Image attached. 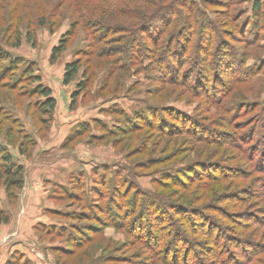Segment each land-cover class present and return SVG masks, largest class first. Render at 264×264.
<instances>
[{
	"label": "rangeland",
	"instance_id": "1",
	"mask_svg": "<svg viewBox=\"0 0 264 264\" xmlns=\"http://www.w3.org/2000/svg\"><path fill=\"white\" fill-rule=\"evenodd\" d=\"M142 1H108V8L114 13V19L109 24L113 21L116 26L124 23L122 26L128 31L137 32L139 20L127 19L120 11L126 14L127 8L136 7ZM174 1L164 0L163 3L172 4ZM186 1L191 2L193 8L197 6L202 20L209 23L206 24V30L201 31L202 38H194L188 44L190 47L185 52L184 69L199 70V64V67L204 66L206 73L213 74V67L218 68L220 83L214 85L215 92L226 93L219 94L218 103L214 102L215 99L207 101L203 95L192 94L188 88L190 85L179 87L170 84L171 86L162 87L157 64L153 63V59L135 57L137 52L144 53V46H138L136 42L137 47L132 48L134 43L126 40L127 35L121 41L113 43L109 40L121 35L109 36L100 46L114 49L112 53H116L118 48L126 50L129 53L128 59H122L117 53L103 58L89 56L90 41L96 34L93 23L102 25L98 14H86L81 9L86 11L91 3H95L94 0L91 3L83 1L84 4L80 6L70 0H17L18 3H11L12 9L19 4L20 14L28 15L20 20L21 45L14 48L2 41L1 35L0 45L4 52L21 59L20 71L29 67L33 76H38L39 80L30 83L24 81L19 85L26 95L19 98L17 104L0 105V120H4L0 131V146L24 170V185L17 192L14 205L8 204L0 183V209L9 214V222L13 220L11 226L5 228L7 231L0 233V264H128L121 261L128 256L132 258L131 264H139L149 253H145L123 230L113 225H103L101 220L105 217L97 213L95 207L104 204L107 196L113 195L112 191L117 188L115 184L125 186L123 189L129 187L128 195L121 193L120 197H115H123L122 200H131L133 192H139L156 195L163 202H177L187 208L190 205L200 206L204 200L197 203L198 197L191 199L187 197L189 193H185L184 200L178 199L181 193L175 191L178 187L172 184L169 188H162L158 183L164 180L166 174H174L196 162L203 164L205 161H212L227 168H239L242 177L234 182L258 193L256 199L247 203L249 206L239 204L237 206L240 209H237L230 200L221 203L215 201V205L220 206L218 208L231 212L253 210L254 213L256 208H260L258 210L263 213L259 211L258 214H264V189L260 190L262 195L257 190L258 185L264 183V175L253 170L246 151L239 150L234 144H239L237 138L248 128H253L249 136L256 137L260 123L264 124V0ZM177 7L175 5L174 8ZM178 8L179 12L175 13L173 20L183 21L189 10L181 9L180 6ZM164 15L162 13L163 17ZM19 16L15 14L16 18ZM41 16L47 22L43 26L38 25ZM72 25L75 27L67 39L65 50L51 63L52 49L59 45ZM91 25L94 27L90 28ZM161 25L162 21H156L152 25V31L159 30ZM197 28L193 26L195 32ZM28 31L30 40L26 38ZM166 38L167 34L162 40ZM144 42L149 43V40ZM197 45L201 46L199 51ZM148 48L153 47L150 45ZM74 61L79 62L80 69L73 80L64 85L65 66ZM227 62L239 69L235 75L240 78L239 81H234V78L225 74L224 71L228 69ZM168 64L164 60L162 65L167 74L170 66ZM190 75L195 76L193 72ZM80 83L86 85L83 91L78 89ZM38 87L50 89L51 97L55 100L54 109L43 107L41 104L44 98L32 93ZM73 94H77L74 100ZM233 105H238L235 111H240L242 116L227 123V110L232 109ZM146 109L156 110L158 115L160 109L187 115L200 120L201 124L211 129L225 133V136L229 135V140L234 139L235 142H225L227 146H221L219 154L212 157L208 154L214 152L216 147H204L188 136H185V148L180 153H172V142L165 137H159L156 129L147 133L146 129L141 132H122L126 129L127 118L143 113ZM160 116L163 117V114ZM9 127L15 137L14 147L10 139L4 136V131ZM144 133L147 137V149L151 153L140 151L139 147L143 142L137 137ZM24 136H27L26 142L29 146L28 157L17 150L19 138ZM165 145H168V151L162 153ZM154 160L166 161L156 165ZM101 173L105 176H100ZM104 182L105 185L99 186ZM95 186H99L102 192L98 201L91 193ZM69 194H74L73 198ZM141 199L144 197L141 196ZM204 205L205 208H210L212 204L205 201ZM31 211L34 212L33 216ZM214 211L215 214H208L219 222L218 215L222 212ZM112 213L117 214V211ZM96 214L99 216L98 220L93 222L90 218ZM175 224L179 226L180 221ZM88 227L98 231L93 235V245L100 249L92 254V258H67L62 251L74 248L71 233L74 234V231H78L75 228H79L85 235L82 237L79 234L78 238H86L92 232ZM233 229L234 232L237 231L236 227ZM114 259L117 261L109 262ZM150 260L152 259H148ZM203 262L206 263V258Z\"/></svg>",
	"mask_w": 264,
	"mask_h": 264
},
{
	"label": "trees",
	"instance_id": "2",
	"mask_svg": "<svg viewBox=\"0 0 264 264\" xmlns=\"http://www.w3.org/2000/svg\"><path fill=\"white\" fill-rule=\"evenodd\" d=\"M70 1L80 6L84 4L83 1L91 3L90 1L92 0ZM108 1L111 0H94L95 3H91V7L86 11L81 9L86 14L89 12L98 14L99 21L102 25L99 26V23H93L96 26V34L92 36L90 41L91 51L89 56L94 55L96 58H103L117 53L122 59H128L129 53L126 50L122 51L121 48H118L116 53H112L115 51L114 49L100 46L109 36L121 35L112 38L116 41L109 40V42L113 43V41H121L127 35L126 40L134 43L132 48L135 49L137 47L135 45L136 42L138 46H144L142 48L144 53L137 52L138 55L135 57H142L147 60L153 59V63L157 64L159 77L162 80V87L173 84L179 87H188L190 85L188 88L192 94L203 95L207 101L215 99V103H218L219 94H226L224 92L220 93V91L219 93L215 92L216 87L214 85L220 83L217 65V69H215V66L213 67V74L206 73L205 71L207 70H205L204 66L199 67V64H197L199 70H195L194 68L184 69L185 52L190 47L188 44L194 38L200 40L203 36L201 31L204 32L206 30V24L209 23L207 20H202L203 17L199 14L197 6L193 8L192 3L186 0H175L172 4H165L163 3L164 0H143L138 6L130 8L127 5L129 3L126 2L125 4L129 7H126L128 12L125 14L121 10L120 14L127 19L139 20L137 23L139 29L137 32L131 33L127 28H124L125 26H122L124 23L116 26V23L113 21L109 24V21L114 19V13L108 8ZM11 3L18 2L17 0H0V11H3L0 14V35L2 41L17 48L21 45V35L19 32L20 20L28 15L20 14L21 12L18 10L20 7L19 4H17L16 8L12 9L10 7ZM175 5L180 6L181 9L189 10L185 20H173L175 13L179 12L178 7L177 9L174 8ZM256 9L257 7L255 6ZM117 13L119 15V11ZM162 13H165L164 17ZM15 14H19V18H16ZM40 19L38 20V25L43 26L47 24L44 16H41ZM156 21H162L161 28L152 31V25ZM193 26L198 27L196 32L193 30ZM74 27L72 25L63 39L60 40L59 45L52 49L50 55L51 63H54L65 50L67 39L70 33L73 32ZM92 27L94 26L91 25L90 28ZM138 33L141 35H138ZM166 34L168 39L166 38L163 41V36ZM26 38L30 40L29 31L27 32ZM146 40H149V43L144 42ZM207 40L211 41L210 39ZM150 45L153 48H148ZM197 46L199 51L201 46ZM124 48L127 47L125 46ZM164 60H167L168 65H170L168 74L162 66ZM21 63V59L7 54L0 45V105L1 103L17 104V100L26 95V92H22L19 85L24 83V81L30 83L39 80L38 76H33L32 69L29 67L20 71ZM226 64H228V69L224 71L225 74L228 77L234 78V81H239L240 78L235 76L239 69L237 68V70L232 63L227 62ZM79 69L80 64L78 61L68 63L65 66L63 84L68 85L78 73ZM84 71L85 74L86 70ZM192 72L195 75L194 77L190 75ZM85 87L86 85L83 83L78 84L79 91H83ZM32 93H36L44 98V102L41 104L43 107L47 106L49 110L54 109L55 100L51 97L49 88L38 87ZM76 97L77 94H73V100ZM237 106L233 105L232 109L228 108L229 118H226L227 123H231V120L242 116L240 111H235ZM1 110L2 108L0 107V116H2ZM148 110L146 109L143 113L136 114L132 118H127L126 129H123L122 132H141V130L146 129L145 133H147L148 131L156 129L159 137H165L168 141L172 142V153H180L183 147L185 148V136H188L189 139L192 138V140L204 147H216L214 152L208 154L212 157H216V154H219L221 146H227L225 142H235L234 139L229 140L230 136L228 134H226L228 136H225V133H221L213 128L211 129L207 125L201 124L200 120L187 115L160 109V114H163V117H161L160 114H156V110L152 111L153 109L149 110V115H147ZM3 122L4 120H0V131L2 130ZM95 123L97 122L95 121ZM257 124L256 122L255 125L257 126ZM228 126L230 127V124ZM252 131L253 128H248L243 135H239V138H237L238 140L236 141L239 144L236 142L234 144L239 147V150L246 151L245 153L248 158L251 159V167L253 170L260 171L264 175V124L260 123L259 133L256 137L249 136ZM145 133L137 137V139L143 142L139 147L142 153H147L150 150L147 149L148 144ZM4 136L10 139L13 147L16 145L11 127L6 128ZM19 139L20 142L18 143L17 150L25 157H28L29 146H27L26 142L27 136ZM166 151H168V145L164 146L162 153ZM165 161L154 160V163L157 165ZM241 173L239 168L235 170L222 166L217 162L205 161L203 164L196 162L191 166L174 172V174H166L163 177L164 180L158 182L162 188H169L172 184L178 187L175 190L181 192L178 199L182 198L184 200L185 193H189L187 197L191 199L198 197L197 203L204 200L200 206L190 205V208H187L186 205H181L177 202L166 203L159 196L140 194L139 192H133L134 194H132L131 200H122L123 197H115H120L121 193L128 195L130 193L129 187L123 189L125 186L115 184L117 188L112 191L113 195L111 197L107 196L106 202L100 204V206H96L95 210L105 217L101 220L103 225H113L115 228L123 230L137 245L141 246L145 253H149H147L149 256H146V259H142L139 264H264V214H258L260 212L263 213L261 210H258L260 208H256L254 210L256 211L255 213L253 210L231 212L226 211L224 208H218L220 206L215 205L216 202L221 203V201L230 200L233 207L240 209L238 208L239 204L249 206L247 203L258 197V193L251 190L250 187H241L238 183L234 182L237 178L242 177L240 175ZM101 174L99 175L103 176L104 173ZM227 180L231 182L227 183ZM0 183L4 188V194L8 204L14 205L17 201V192L24 185V170L3 146H0ZM100 185H105V182L100 183ZM99 186H95L96 188L91 192L94 196L93 198L97 201L102 195ZM78 188L74 189L77 190ZM263 189L264 183L262 182L258 185L257 190L260 191ZM260 193L261 195L263 194L261 191ZM69 196L73 198L74 194H69ZM141 196L144 199H141ZM205 201L209 205H214H210V208H205ZM251 204L254 205V202ZM114 210L117 211V214L112 213ZM214 210L222 212L218 215L219 222L213 219L212 216H209V214L216 213ZM86 217L88 218L90 216ZM98 217V214H96L95 217H91L90 219L93 222H97ZM9 221V214L0 209V226L8 224ZM177 221H180L179 226L175 224ZM183 222L185 224H181ZM234 227L237 230L235 232L233 231ZM71 228L70 230H72ZM75 229H78L80 233L74 231L73 228L74 234L71 233L70 238L72 240H70L74 248L71 250L66 249L62 252H64L67 258L74 256H78L81 259L84 257L92 258V254L97 249H100H96L93 245L95 240L93 235L98 231H95L93 227H88L87 229L92 231L91 235L82 238L85 235L83 234L84 232L79 230V228ZM79 234L82 237L79 236L78 238ZM204 257L206 258V263L203 262ZM123 259L125 260H121L122 262L131 264V256ZM148 259L152 260L148 261ZM111 261H117V259L109 260V262Z\"/></svg>",
	"mask_w": 264,
	"mask_h": 264
},
{
	"label": "crops",
	"instance_id": "3",
	"mask_svg": "<svg viewBox=\"0 0 264 264\" xmlns=\"http://www.w3.org/2000/svg\"><path fill=\"white\" fill-rule=\"evenodd\" d=\"M29 199V198H28ZM26 203H24V205H25ZM26 206H27V204H26ZM21 207H23L22 205H21ZM23 208H25V206L23 207ZM35 210H36V207H35ZM32 212V214H31V216H33L34 215V212L33 211H31ZM25 218V217H24ZM26 219V218H25ZM12 219H11V222H9L8 224H5V225H1L0 226V233H2V232H6L7 230L5 229V228H8L9 226H11V224H12ZM5 229V230H4ZM23 229H21V231H22ZM26 233H28L27 231H26ZM4 238V237H3ZM2 238V239H3ZM0 239H1V237H0Z\"/></svg>",
	"mask_w": 264,
	"mask_h": 264
}]
</instances>
